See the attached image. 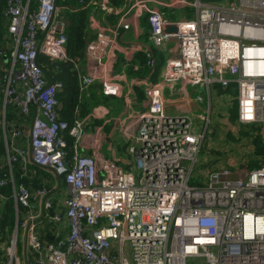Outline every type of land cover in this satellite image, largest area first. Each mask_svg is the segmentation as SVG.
Masks as SVG:
<instances>
[{
    "label": "built area",
    "instance_id": "built-area-1",
    "mask_svg": "<svg viewBox=\"0 0 264 264\" xmlns=\"http://www.w3.org/2000/svg\"><path fill=\"white\" fill-rule=\"evenodd\" d=\"M55 1L4 0L13 42L10 65L2 67L0 92L5 106L23 117L22 123L34 117L28 130L4 121L0 135L9 149V170L0 177V189L12 183L17 226L24 234L23 255L16 230L0 262L264 264V165L244 172L229 166L211 168L201 172L199 184L193 183L209 128L197 131L190 114H169L163 95L164 86L180 81L196 86L197 100L210 107L202 91L216 85L234 87L239 122L261 127L264 135V0H134L114 25L94 20L96 36L86 46V71L79 73L81 90L98 82L105 95L120 91L111 74L118 53L127 47L122 49L119 37L131 28V12L135 19L146 13L153 48L164 50L169 41H176L177 56L166 59L161 80L144 85L147 109L127 117L118 128L133 170L101 153H83L77 145L68 151L65 133L79 141L85 120L75 115L71 122L60 116L59 93L65 83L50 81L41 60L48 57L59 71L71 63L79 69V61L67 52V22ZM100 7L114 10L109 0ZM169 7L189 12L170 19L164 10ZM168 25L177 31L167 32ZM143 53L146 64L153 66L152 50ZM4 55L0 51V57ZM31 160L64 179V209L55 208L46 185L32 189L24 181L16 183L14 167L24 177ZM34 204L67 234L54 241L42 236ZM1 242L3 250L7 240Z\"/></svg>",
    "mask_w": 264,
    "mask_h": 264
},
{
    "label": "crops",
    "instance_id": "crops-1",
    "mask_svg": "<svg viewBox=\"0 0 264 264\" xmlns=\"http://www.w3.org/2000/svg\"><path fill=\"white\" fill-rule=\"evenodd\" d=\"M65 1V0H63ZM110 5L114 7V10L108 11L100 7V4L104 0H76V3L62 4L60 14L66 20L67 27L71 25V21L68 17L70 16H80L86 17L85 20V40L88 43L89 40L93 39L96 36V27L94 20L99 22V25H114L120 16L125 13L128 7L134 0H109ZM173 1V0H165ZM94 3H97V9H95ZM58 4L60 6L59 0ZM5 2L0 0V51H5V55L0 57V76L3 74L2 67L10 65V50L12 46V39L10 38L8 31V18L4 13ZM186 10L189 12V9L186 8H174L169 7L165 8V13L170 19L175 18V11L177 10ZM82 10V11H81ZM86 11V13H85ZM85 14V15H84ZM134 14L131 12L127 16V20L132 22L131 28L129 30H122L120 34V43L122 49L125 48L122 52L118 53V61L115 65V68L111 74L112 79L115 82L120 84V91L116 94L105 95L102 91L103 86L100 83H94L92 86L88 87L86 90L80 89L79 84V73L86 71L87 67V57L86 52L83 57L70 56L73 59L79 61V69L74 67L71 63L68 67V73L63 74L64 71L57 70L50 62V59L46 57L48 63L47 65V75L52 81V79H62L65 83V88L59 93L60 99V116H64L67 119L73 121V117L77 115L78 117L85 120L84 134L79 141L76 142L75 137L71 136L68 133H65V138L68 142V151L73 152L75 145L79 151L87 154L101 153L109 159L118 160L120 164L126 161L131 163L132 155L128 152L127 143L118 132V128L121 123L124 122L127 117L128 119L136 116L141 113L148 107V100L144 91L145 83H157L162 78L163 73V61L166 60L169 56H177L176 44L173 41H169L166 44L164 50H158L152 47L151 41L149 39V22L146 13H141L137 16V19L134 18ZM180 19V18H179ZM66 27V28H67ZM173 43V44H171ZM87 46V45H86ZM140 47V50L137 51L132 47ZM145 48H150L154 56V65L148 66L146 64V56L143 53ZM86 50V48H85ZM68 52V44H67ZM69 54V52H68ZM166 62V61H165ZM63 69V67H62ZM64 76H63V75ZM72 77V78H71ZM64 78V79H63ZM66 80V81H65ZM76 80V82H74ZM67 83V86H66ZM218 88L222 89H232L230 92L235 100L236 113L235 117H232V120L236 123L241 124L238 120V105L236 104L237 90L234 87L223 88L219 85L212 87L211 91H207L208 101H211L210 107L207 105H202L201 102L197 100V91L196 86L187 85L182 82L175 83L174 87L164 86L163 95L165 101V107L169 114L180 115V114H190L195 120V128L197 131H202L206 125L209 128L211 133L212 129H215L220 122V116L224 115V110L227 109L228 97L232 96L231 94L221 95L219 92H225L222 90H217ZM75 91V92H73ZM234 94H233V93ZM72 93H78V99L71 103L67 102L69 95ZM225 94V93H224ZM64 110L62 112V108ZM122 107V108H121ZM78 108V112L75 110ZM121 108V109H120ZM74 111V112H73ZM34 116H27L26 119H23L17 110L12 111L9 106L4 104V96L0 92V135L3 136L4 130V121L8 125H16L15 123L24 125L25 129L28 130L31 128L32 120ZM227 122L228 119L225 118ZM234 123L233 121H231ZM231 127H228L230 130ZM28 132V131H27ZM209 134L207 135L206 140L208 139ZM205 140V141H206ZM29 148L28 143L20 142ZM108 143L106 151H104L105 145ZM211 142L208 140L201 153H203V159L201 164L195 166L198 177L201 178V172H208L211 168H221L229 166L235 171H246L251 168L245 167H235V161L231 157L223 161L219 160L211 152L208 151L210 148ZM113 149V150H111ZM103 150V151H102ZM8 146L3 140L0 142V175H3L5 170H9L7 165L8 157ZM129 158H124L128 157ZM123 165V164H122ZM28 173L26 176H20V182L22 180L28 184L32 189H36L42 185H46L51 189L50 198L53 197L55 202V208L58 210L64 208L65 200L68 196L67 185L64 182V179L59 176L51 168H44L36 165L32 160L28 164ZM16 169V170H15ZM253 169V168H252ZM18 167H14V176L15 171L20 173ZM19 181L16 183H20ZM193 183L199 184V182L194 178ZM1 191V190H0ZM57 191H60V198H55ZM14 193V188H13ZM52 199V198H51ZM15 208V201L13 194L8 196L0 192V214L7 216L9 215L8 210L11 207ZM35 208L33 213L35 215V223L39 230V226L42 223L44 218H48L43 210L37 205L34 204ZM16 213V209L14 211ZM0 215V219L2 216ZM2 228L0 226V235L3 234ZM42 236L46 237L48 240L54 241L57 238V235H66V229H60L57 225L51 226L50 229L44 231L43 233L39 230ZM2 245V242H0Z\"/></svg>",
    "mask_w": 264,
    "mask_h": 264
},
{
    "label": "rangeland",
    "instance_id": "rangeland-1",
    "mask_svg": "<svg viewBox=\"0 0 264 264\" xmlns=\"http://www.w3.org/2000/svg\"><path fill=\"white\" fill-rule=\"evenodd\" d=\"M94 1H98V0H94ZM212 1L218 3L221 0H212ZM60 7L63 8V5L60 4ZM71 17L72 16L68 17V19L71 20ZM181 17H187L186 10L182 9L181 11L180 10L175 11V18L179 19ZM173 43L176 44V41H173ZM165 61L166 60L163 61V64L165 63ZM217 90L225 91L222 93L219 92L221 95H226V94L230 95L231 94L230 92L232 91V89H222L218 87ZM198 94L199 91H197V95ZM201 94L204 96L206 101H208L206 90L202 91ZM201 104L204 105L203 102H201ZM227 105H228L227 109L224 110V115L220 116L219 124L216 126L215 129L211 130L208 139L205 141V145L207 144L208 140L211 142L208 151L211 152L214 156H216L218 160L219 157H221L219 161H223L225 160V158L228 160L232 157L235 161V165H234L235 167H241V168L248 167L252 169L264 165V153L261 151L262 146H264V135L261 132V127L253 126V125H244L239 123L237 124L236 121L232 120V117L234 118L236 113L235 100L233 95L228 97ZM225 118H227L229 122H227ZM231 121H233L234 123H232ZM228 127H231V129L228 130ZM205 145L203 146V148L205 147ZM107 147H108V143L105 145L103 150L106 151ZM201 151L199 153L200 159L197 167H199V165L201 164V160L203 159L204 152L201 153ZM127 156L128 157H124V158H129V155ZM122 164L126 168H130L132 170L134 169L133 165L132 164L127 165L126 161ZM134 172L135 174H137L136 171ZM194 178L198 182L200 181L197 172L194 173L193 179ZM60 195H61L60 191H57L55 194L56 196L55 198L59 199ZM13 210L15 211L14 207ZM1 216L2 219H0V222L2 223L1 228L3 230L2 231L3 234H1L2 238H0V242L7 240V244L5 248L3 250L0 249V254L2 255V257H0V261L4 262L6 259L5 249L10 245V241L13 238L16 230L19 232L18 234L20 239L19 254L23 255L22 252L24 249V234L22 229L20 228L18 229L16 213H14L13 217L10 215L9 218H7V216L4 215ZM51 226L54 225L49 222L48 218H44L39 226V230L43 233L46 230L48 231ZM3 262H0V264H2Z\"/></svg>",
    "mask_w": 264,
    "mask_h": 264
},
{
    "label": "trees",
    "instance_id": "trees-1",
    "mask_svg": "<svg viewBox=\"0 0 264 264\" xmlns=\"http://www.w3.org/2000/svg\"><path fill=\"white\" fill-rule=\"evenodd\" d=\"M59 3L64 4V5H66V4L68 5L70 3H76V0H65V1L59 0ZM85 13H86V11H85ZM78 14H79L78 16L76 15V16L71 17V20H72L71 25H69L66 28V32L68 35V52H69L70 56H78L79 55L80 57H83V55L85 54L84 52H85V48L87 45V42L85 40V29H84L86 17L80 16V13H78ZM41 60L44 63H48V60L44 56H41ZM68 67H69V64H63V71H64L63 74L68 73V70H69ZM74 82H76V80ZM66 86H67V83H66ZM73 92H75V91H73ZM77 99H78V93H72L69 95L68 99L66 100V103L67 102L71 103L73 101L76 102ZM63 110H64V107L62 108V112H63ZM61 117L64 119H67L64 116H61ZM67 120L71 121L70 119H67ZM261 151L264 153V146H262ZM1 176H2V174L0 175V177ZM20 176H21V172L18 173L15 171V181L20 182ZM22 181H24V180H22ZM0 190H1L0 192L3 193L4 195L10 196L13 194V185H12V183H8L4 187H2ZM8 212H9L8 213L9 215H7V218H9L10 215L13 217L14 210H13L12 205L9 208ZM1 224L2 223L0 222V226H1Z\"/></svg>",
    "mask_w": 264,
    "mask_h": 264
},
{
    "label": "water",
    "instance_id": "water-1",
    "mask_svg": "<svg viewBox=\"0 0 264 264\" xmlns=\"http://www.w3.org/2000/svg\"><path fill=\"white\" fill-rule=\"evenodd\" d=\"M55 2H56V5H58V0H56ZM166 31H167V32H176V31H177V27H176L175 25H168V26L166 27ZM35 164L38 165V166H40V167H44V166H41V165H39V164H37V163H35ZM44 168H47V167H44ZM51 198H52L51 200H53V197H51ZM49 211H50L51 214L54 213V212L52 211V209H50Z\"/></svg>",
    "mask_w": 264,
    "mask_h": 264
}]
</instances>
